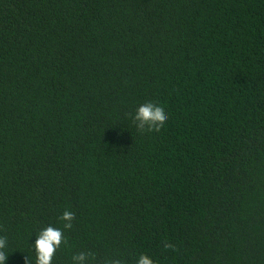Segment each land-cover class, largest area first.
I'll return each mask as SVG.
<instances>
[{"label": "trees", "instance_id": "1", "mask_svg": "<svg viewBox=\"0 0 264 264\" xmlns=\"http://www.w3.org/2000/svg\"><path fill=\"white\" fill-rule=\"evenodd\" d=\"M65 210L52 264H264V0H0L6 264Z\"/></svg>", "mask_w": 264, "mask_h": 264}, {"label": "clouds", "instance_id": "2", "mask_svg": "<svg viewBox=\"0 0 264 264\" xmlns=\"http://www.w3.org/2000/svg\"><path fill=\"white\" fill-rule=\"evenodd\" d=\"M134 119L142 128L145 126L158 128L163 127L168 119V113L163 103L150 100L139 105ZM59 219L63 221V228L49 225L40 229L35 235V241L30 245L35 256L34 264H52L55 252L62 243H66L64 230L72 228L74 213L65 210ZM6 246V238L0 236V264H6L9 256L5 252ZM165 247H170V245H165ZM71 261L72 264H91V261H95V254L80 252L73 255ZM24 264H32L27 256H25ZM102 264H126V261L120 256H109L103 259ZM136 264H153V260L150 256L140 255Z\"/></svg>", "mask_w": 264, "mask_h": 264}]
</instances>
